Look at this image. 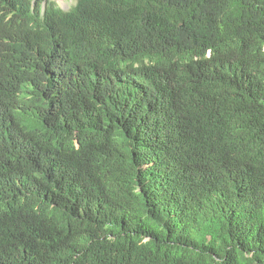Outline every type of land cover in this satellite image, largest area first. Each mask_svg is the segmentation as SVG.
Returning <instances> with one entry per match:
<instances>
[{"label":"trees","instance_id":"1","mask_svg":"<svg viewBox=\"0 0 264 264\" xmlns=\"http://www.w3.org/2000/svg\"><path fill=\"white\" fill-rule=\"evenodd\" d=\"M19 4L0 264H264V0Z\"/></svg>","mask_w":264,"mask_h":264},{"label":"clouds","instance_id":"2","mask_svg":"<svg viewBox=\"0 0 264 264\" xmlns=\"http://www.w3.org/2000/svg\"><path fill=\"white\" fill-rule=\"evenodd\" d=\"M19 1L23 2L24 0H17L15 3L12 2V0H0V21L2 23V30H0V43L3 41H11L13 39H18L25 42V44H28L29 47L34 48V50L47 57L48 63L47 66L52 64L55 61H58L62 65V58H60L61 53L63 49L67 46H69L71 39L66 36L63 32H59V34L56 36L54 44L57 47L56 52H51L50 48L51 45L48 42H44L42 44L36 43V41L32 38L30 34L28 35H22L20 37L17 34H14L13 32L17 30V32L20 33L22 28L26 25V20L23 19L19 14ZM30 3L39 2V13L42 14L44 12V9L46 8V5L48 3H54L55 7L60 8L62 11L70 10L71 7H73L78 0H75L73 4L69 6L68 9L63 8V6L57 2L56 0H29ZM32 4V8H35V5ZM3 6L4 9L1 7ZM9 12V17L7 16V13ZM17 19H19L20 23H18ZM43 21V20H42ZM95 41H97V37L95 38ZM30 56V55H29ZM37 65H42L40 62H34Z\"/></svg>","mask_w":264,"mask_h":264},{"label":"rangeland","instance_id":"3","mask_svg":"<svg viewBox=\"0 0 264 264\" xmlns=\"http://www.w3.org/2000/svg\"><path fill=\"white\" fill-rule=\"evenodd\" d=\"M51 1H53V0H51ZM56 1L59 2L63 6V8H65V9H68L69 6L75 2V0H56ZM1 7L4 9L3 6H1ZM9 15L10 14L8 12L7 16L9 17Z\"/></svg>","mask_w":264,"mask_h":264}]
</instances>
